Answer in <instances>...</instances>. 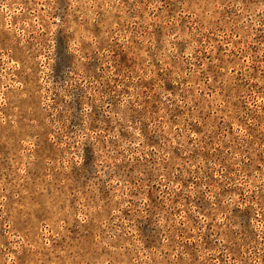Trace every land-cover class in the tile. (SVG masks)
<instances>
[{
    "label": "rangeland",
    "instance_id": "obj_1",
    "mask_svg": "<svg viewBox=\"0 0 264 264\" xmlns=\"http://www.w3.org/2000/svg\"><path fill=\"white\" fill-rule=\"evenodd\" d=\"M0 264H264V0H0Z\"/></svg>",
    "mask_w": 264,
    "mask_h": 264
}]
</instances>
